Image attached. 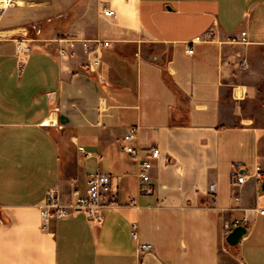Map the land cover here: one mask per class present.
I'll return each instance as SVG.
<instances>
[{
  "label": "crops",
  "instance_id": "1",
  "mask_svg": "<svg viewBox=\"0 0 264 264\" xmlns=\"http://www.w3.org/2000/svg\"><path fill=\"white\" fill-rule=\"evenodd\" d=\"M83 40L111 42L96 73ZM132 127L143 156L161 150L147 184L121 150ZM96 173L113 178L117 206L45 227L49 192L69 204ZM263 184L264 0L0 8V264H264ZM237 221L248 233L233 247L225 232Z\"/></svg>",
  "mask_w": 264,
  "mask_h": 264
},
{
  "label": "built area",
  "instance_id": "2",
  "mask_svg": "<svg viewBox=\"0 0 264 264\" xmlns=\"http://www.w3.org/2000/svg\"><path fill=\"white\" fill-rule=\"evenodd\" d=\"M106 16L114 15V11H105ZM212 39V31L208 32L205 37H197L191 44L194 45L197 42H202ZM240 43H248V34L246 31H242L240 37L238 38ZM68 48H74L75 44L78 42L74 39L65 40ZM83 47L86 49L87 55V67L89 71L96 73L102 65V50L104 48L110 47V41H80ZM94 42V45H92ZM17 43V63L19 72L26 63V60L31 51V40L22 37L16 40ZM68 48L63 47L60 51V55H66L68 53ZM187 53L192 55L194 53L193 46L187 49ZM138 138V128L132 127L128 130L123 139V144L121 145V150L123 153L128 155V157L139 162V176L143 184H147L151 180V171L153 169V161L158 160L161 156V150L158 145H153L143 156V151L137 144ZM259 178H262V174L258 173ZM246 179V176H237L238 184H242ZM215 186L211 187L214 191ZM132 204L135 201H131ZM118 199L117 195L114 193V180L112 177L105 174H92L89 176L88 185L84 192L75 190L73 192V200L69 204H64L58 195V190L53 189L48 194V199L46 203L41 206V215L45 222V227L51 222L59 219H65L74 213L82 212L90 220H98L102 217L103 209L107 207L117 206ZM264 214V210L261 211ZM239 226V222H234L232 227L227 229L225 236L227 237L234 228ZM132 235L133 238L138 241V225L133 224ZM139 251L142 254H151L153 251V246L148 243H140L138 245Z\"/></svg>",
  "mask_w": 264,
  "mask_h": 264
},
{
  "label": "water",
  "instance_id": "3",
  "mask_svg": "<svg viewBox=\"0 0 264 264\" xmlns=\"http://www.w3.org/2000/svg\"><path fill=\"white\" fill-rule=\"evenodd\" d=\"M264 189V184H263ZM248 233V229L244 226H238L228 235L226 238V242L230 246H237L240 243L242 237H244Z\"/></svg>",
  "mask_w": 264,
  "mask_h": 264
},
{
  "label": "bare ground",
  "instance_id": "4",
  "mask_svg": "<svg viewBox=\"0 0 264 264\" xmlns=\"http://www.w3.org/2000/svg\"><path fill=\"white\" fill-rule=\"evenodd\" d=\"M11 0H0V8H4Z\"/></svg>",
  "mask_w": 264,
  "mask_h": 264
},
{
  "label": "rangeland",
  "instance_id": "5",
  "mask_svg": "<svg viewBox=\"0 0 264 264\" xmlns=\"http://www.w3.org/2000/svg\"><path fill=\"white\" fill-rule=\"evenodd\" d=\"M14 1H20V2H28V1H31V0H14ZM39 0H35V3H37ZM70 1H73V3H76L79 1V0H70Z\"/></svg>",
  "mask_w": 264,
  "mask_h": 264
}]
</instances>
